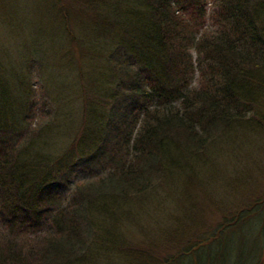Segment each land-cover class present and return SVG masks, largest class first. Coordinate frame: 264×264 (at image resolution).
Segmentation results:
<instances>
[{
    "label": "trees",
    "instance_id": "obj_1",
    "mask_svg": "<svg viewBox=\"0 0 264 264\" xmlns=\"http://www.w3.org/2000/svg\"><path fill=\"white\" fill-rule=\"evenodd\" d=\"M179 6L85 1L92 24L75 42L96 64L86 73L79 131L63 150L54 149L55 135L42 122L35 125L38 109L21 89L20 65L0 61V264L114 262L125 249L122 229L134 201L159 195L171 178L196 180L217 144L242 131L264 132V0H218L214 30L198 21L204 14L184 20ZM54 9L68 25L69 8ZM55 52L34 53L41 77ZM26 59L24 68L33 63ZM51 94L46 123L54 128L49 120L66 123L67 98ZM133 115L143 118L140 130L116 139ZM256 217L264 219V198L159 264H186L197 249Z\"/></svg>",
    "mask_w": 264,
    "mask_h": 264
},
{
    "label": "rangeland",
    "instance_id": "obj_2",
    "mask_svg": "<svg viewBox=\"0 0 264 264\" xmlns=\"http://www.w3.org/2000/svg\"><path fill=\"white\" fill-rule=\"evenodd\" d=\"M60 1L0 0V61L8 69L20 65L25 74L19 82L21 89H28L37 105L35 125L42 122L44 132L55 135L54 149L63 150L79 131L88 96L84 89L88 86L86 73L96 63L89 62L85 56L87 48L75 42V37L86 35L85 29L92 24L94 13H87L89 9L84 7L85 1L91 0ZM179 2L178 14L184 20L204 14V19L198 21L205 24V29H215L213 15L218 0ZM56 3L59 8L61 4L69 8L68 25H61L54 9ZM67 26L74 31V40L67 36ZM43 43L46 47H39L45 46ZM41 48L56 51L44 77L35 69L38 60L34 53ZM26 57L33 63L24 68ZM51 87L53 91H48ZM54 90L67 98L61 103L66 123L49 120L54 126L51 128L46 121L50 118L47 112ZM142 123L143 118L133 115L120 128L116 139L130 132L135 136ZM59 128L62 130L58 136ZM254 133L242 131L236 139L212 147L211 161H207L208 167L197 174L196 180L181 175L171 178L159 187V195L148 194L138 203L134 201V217L122 229L124 252H117L114 262L99 258L94 264H159L212 233L226 218L264 198V132ZM191 255L194 256L186 264H258L261 257L264 263V219L256 217L242 228L227 231Z\"/></svg>",
    "mask_w": 264,
    "mask_h": 264
}]
</instances>
